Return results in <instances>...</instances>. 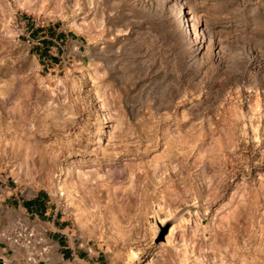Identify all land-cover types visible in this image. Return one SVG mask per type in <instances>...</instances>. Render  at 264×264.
I'll use <instances>...</instances> for the list:
<instances>
[{"label":"rangeland","instance_id":"1","mask_svg":"<svg viewBox=\"0 0 264 264\" xmlns=\"http://www.w3.org/2000/svg\"><path fill=\"white\" fill-rule=\"evenodd\" d=\"M24 1L0 0L5 264H58L52 216L108 264H264V0Z\"/></svg>","mask_w":264,"mask_h":264},{"label":"crops","instance_id":"2","mask_svg":"<svg viewBox=\"0 0 264 264\" xmlns=\"http://www.w3.org/2000/svg\"><path fill=\"white\" fill-rule=\"evenodd\" d=\"M42 197L37 196L32 201H28L25 210H29L32 213L38 211L41 212V203ZM47 211L43 213L46 215ZM47 230L43 232V237L47 241L52 243L53 248L55 249V255L58 260V264H64L65 261H82L85 264H108L106 262L105 255L101 254H89L85 250H77L73 248L70 244V237L68 235V226L64 221L57 219L56 216H52L49 223H47ZM9 249L4 245H0V262L5 264L7 260L10 259ZM122 264V263H118Z\"/></svg>","mask_w":264,"mask_h":264},{"label":"bare ground","instance_id":"3","mask_svg":"<svg viewBox=\"0 0 264 264\" xmlns=\"http://www.w3.org/2000/svg\"><path fill=\"white\" fill-rule=\"evenodd\" d=\"M24 4H26L29 7H31V5H32V4L30 5L29 2H27L26 0L24 1ZM178 6L182 10V14L180 16L181 22L178 23V26L181 29H184L187 32L186 34H188L189 37H192L194 39L195 44H197V40L202 38L203 27L200 24L198 25V27H195L194 22L198 23L199 21H195V17L193 15H190L189 12L184 11L182 5L179 4ZM168 13L170 15H172V16H177L178 17V13L176 11V8H173V9L169 8ZM45 14L47 15V13H45ZM49 14H53V15L56 14L57 15V13H54V12H49ZM8 23L9 22H7V20H6V24H7L6 27L7 28H8ZM74 23H75L76 27H80L81 26V24H78L77 22H74ZM62 175H64L66 177L68 175V172L65 170ZM58 191L61 193V195H65L66 194L65 178H62V179L59 180V182H58Z\"/></svg>","mask_w":264,"mask_h":264},{"label":"built area","instance_id":"4","mask_svg":"<svg viewBox=\"0 0 264 264\" xmlns=\"http://www.w3.org/2000/svg\"><path fill=\"white\" fill-rule=\"evenodd\" d=\"M7 236H4L3 238L9 241V247L22 248L28 247L31 244L33 233L24 231L23 233L19 232L14 234L12 237L10 235Z\"/></svg>","mask_w":264,"mask_h":264},{"label":"water","instance_id":"5","mask_svg":"<svg viewBox=\"0 0 264 264\" xmlns=\"http://www.w3.org/2000/svg\"><path fill=\"white\" fill-rule=\"evenodd\" d=\"M165 232H166V229L163 231V233H162V235H161V236H163Z\"/></svg>","mask_w":264,"mask_h":264}]
</instances>
